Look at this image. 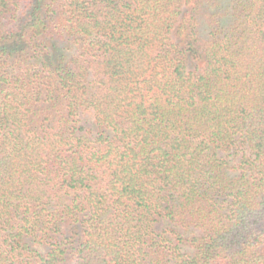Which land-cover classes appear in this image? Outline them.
I'll return each instance as SVG.
<instances>
[{
    "label": "trees",
    "instance_id": "16d2710c",
    "mask_svg": "<svg viewBox=\"0 0 264 264\" xmlns=\"http://www.w3.org/2000/svg\"><path fill=\"white\" fill-rule=\"evenodd\" d=\"M0 264H264V0H0Z\"/></svg>",
    "mask_w": 264,
    "mask_h": 264
},
{
    "label": "rangeland",
    "instance_id": "374dc122",
    "mask_svg": "<svg viewBox=\"0 0 264 264\" xmlns=\"http://www.w3.org/2000/svg\"><path fill=\"white\" fill-rule=\"evenodd\" d=\"M82 118L83 123H85L87 126L91 124V116H89L88 114H84Z\"/></svg>",
    "mask_w": 264,
    "mask_h": 264
}]
</instances>
